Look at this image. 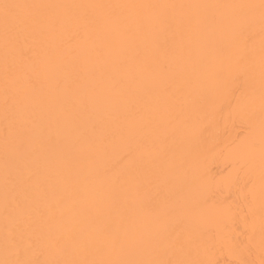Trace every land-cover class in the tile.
<instances>
[{
    "label": "bare ground",
    "instance_id": "bare-ground-1",
    "mask_svg": "<svg viewBox=\"0 0 264 264\" xmlns=\"http://www.w3.org/2000/svg\"><path fill=\"white\" fill-rule=\"evenodd\" d=\"M5 3L0 260L9 244L30 264H261V0ZM229 58L255 105L213 116L207 77ZM242 128L247 160L213 158Z\"/></svg>",
    "mask_w": 264,
    "mask_h": 264
},
{
    "label": "snow or ice",
    "instance_id": "snow-or-ice-1",
    "mask_svg": "<svg viewBox=\"0 0 264 264\" xmlns=\"http://www.w3.org/2000/svg\"><path fill=\"white\" fill-rule=\"evenodd\" d=\"M21 7V5L5 3L0 5L3 10L5 31L7 33L8 28L13 24L17 17L14 10ZM261 23L264 24V0H261ZM232 60L222 63L219 67L215 68L207 77V85L205 88V95L203 99L204 107L208 110L209 114L215 116L219 113H223L225 110H230V113L234 116H244L253 110L255 105V97L249 89H245L238 83V76L234 73L231 67ZM235 63L243 68L246 64V57L239 55ZM158 70L161 72L167 71V64L160 62ZM262 80H264V71H262ZM261 111L264 112V86H262L260 95ZM246 128H242L237 133L235 139L230 144H226L219 151L213 152L211 148L208 152L212 154L213 158H231L233 164H240L245 162L248 158V153L242 151L245 144L248 141ZM261 144H262V157H264V120L261 121ZM218 147V145L216 146ZM251 147V146H250ZM126 155V154H125ZM123 158V157H122ZM196 166L199 167V162H196ZM203 185H196L197 190ZM202 203H206L203 201ZM140 207L145 211H150L148 205L141 202ZM167 209H161L158 213H155L157 219L167 215ZM244 222L247 223V217H244ZM261 251L264 252V227L261 230ZM10 245L5 246V259L0 260V264H30L27 261H20L19 259H10ZM114 264H131V262H114ZM178 264H200L198 261H181ZM239 264H246L244 261H240ZM261 264H264V260H261Z\"/></svg>",
    "mask_w": 264,
    "mask_h": 264
}]
</instances>
